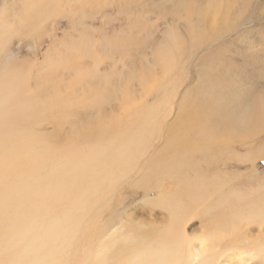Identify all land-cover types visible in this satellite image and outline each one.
<instances>
[{"label":"rangeland","instance_id":"obj_1","mask_svg":"<svg viewBox=\"0 0 264 264\" xmlns=\"http://www.w3.org/2000/svg\"><path fill=\"white\" fill-rule=\"evenodd\" d=\"M12 1L16 4V0ZM44 1L46 9L35 31L23 37L14 36L5 55L0 57V69L5 67L3 61L7 54L12 63L21 67V72L18 68L15 70L22 75V83L29 85L20 95L21 107L17 103V110L27 114L35 107L42 115L52 112L55 116H49L50 119L59 116L63 147L66 150L86 149L87 153L106 138H113L122 127H133L142 115L153 113L151 117L155 115L156 118L148 123L154 127L156 119L160 122L151 151L140 160L139 172L125 180L112 197L113 209L110 218L107 214L104 216L109 221L103 233L106 236L112 233L107 237L111 239L130 224L139 230L169 226L171 211L158 201L166 202L168 198L163 191H171L175 180H166L165 189L159 190L146 191L147 188L134 185L145 172L151 155L164 146L165 129L168 131L167 127L178 120L176 117L181 110L190 107L194 115V110H199L198 103L209 105L215 97L231 96L250 103L264 94V0H238L228 17L232 27L213 43L198 44H194L191 34L202 31L210 35L225 25L221 17L217 25L209 21L204 24L199 17L201 11L211 12L213 0ZM24 3L25 0H18L20 8ZM172 33L182 35L188 45L182 56L178 54L177 60L170 51L174 44ZM77 63L79 71L74 70ZM58 68H65L66 75L48 78ZM122 70L128 74L117 83L118 97L114 101L107 97L102 102L101 90L106 80L103 77ZM210 70L217 76L211 77ZM93 71L100 73L95 80L91 78ZM120 76L121 72L116 78ZM213 86H217L216 89ZM40 87L47 94L42 95L43 100L37 96L32 100L34 91H42ZM124 88L130 92L129 102H124L120 96ZM19 119L25 122V118ZM205 120L206 127L217 123L210 122L208 117ZM49 123L45 130H54L55 123ZM195 127L191 131L194 137L200 135L199 126ZM257 128L250 133L243 127L236 135L226 133L221 139L207 140L209 147L194 145L189 151L198 153V159L182 164L184 170L186 166L189 169L194 166L193 187L203 189L195 195L201 206L184 223L185 236L198 243L203 235L217 234L221 237L224 253L229 252L226 250L228 243L237 241L239 246L243 242L246 247L240 249L251 251L249 255L244 254L245 264H264V222L261 220L264 212V120ZM209 158H215L211 166ZM204 172L208 178L204 177ZM216 245L210 240L207 254L216 253L219 250ZM237 259L236 256L235 264ZM224 262L222 257L215 264Z\"/></svg>","mask_w":264,"mask_h":264},{"label":"bare ground","instance_id":"obj_2","mask_svg":"<svg viewBox=\"0 0 264 264\" xmlns=\"http://www.w3.org/2000/svg\"><path fill=\"white\" fill-rule=\"evenodd\" d=\"M238 3V0H213L211 12L201 11L199 17L204 24L209 21L217 25V19L221 17L225 25L210 35L202 31L191 34L194 44L213 43L229 30L232 26L228 24V17ZM19 6L18 0L16 4L12 0H2L0 5V57L6 53L14 36L23 37L35 31L46 9V2L25 0L23 7ZM172 37L174 44L170 51L177 60L178 54L181 55L188 45L182 35L172 33ZM138 45L141 46L140 43ZM7 56L3 61L5 67L0 69V264H215L222 257L224 264H235L236 256L237 264H245L244 254L249 255L251 251L240 249L246 247L243 242L239 246L237 241L228 243L226 250L229 252L224 253L221 237L217 234L203 235L198 243L185 236L184 223L201 206L195 195L203 189L193 187L191 174L196 173L194 166L190 169L186 166L184 170L182 164H191L198 159V153L189 151L194 145L209 147L207 140L221 139L226 133L236 135L243 127L247 128V132H256L257 124L264 120V94L250 103L231 96L215 97L216 100L209 105L198 103L199 110L196 108L194 115L190 107L181 110L176 117L178 120L167 127L168 131L165 129L167 138L164 146L151 155L145 172L134 185L145 187L146 191L159 190L165 189L166 180H175L171 191L162 190L168 198L166 202L158 201L171 211L169 226L139 230L130 224L108 239L113 234L106 236L103 232L113 209L112 197L125 180H130L135 172H139L140 160L150 150L160 121L156 119L153 127L148 121L156 118L155 115L144 114L133 127H122L113 138H106L89 153L86 149L66 150L59 116L50 119L49 116H55L52 112L42 115L35 107L27 114L17 110L16 104L21 107L20 95L25 92L28 82L22 83V75L15 70L18 68L21 72V67ZM74 66V70L79 71V64ZM65 70L58 68L47 77H63ZM120 72L121 76L116 78ZM91 74L95 80L100 73L93 71ZM125 74L128 73L122 70L103 77L106 80L101 90L102 102L107 97L109 101L118 97L117 83ZM209 75L217 76L212 70ZM216 87L213 86V89ZM40 88L42 91H34L32 100L36 96L43 100L42 95L45 96L47 91ZM120 96L124 102H129L131 95L124 88ZM207 117L210 122L217 123L206 127ZM19 118H25V122H19ZM49 122L56 125L52 131L45 130L47 124H51ZM196 125L200 135L194 137L191 131ZM214 159H208L210 166ZM169 162L173 165H166ZM203 174L206 178V172ZM105 214L109 218L105 219ZM261 216L264 222V212ZM210 240L218 244L216 247L219 250L209 255Z\"/></svg>","mask_w":264,"mask_h":264}]
</instances>
